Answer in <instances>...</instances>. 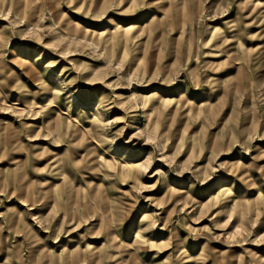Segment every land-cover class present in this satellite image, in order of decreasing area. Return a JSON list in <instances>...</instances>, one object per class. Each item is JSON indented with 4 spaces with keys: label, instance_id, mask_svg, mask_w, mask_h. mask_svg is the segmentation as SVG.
<instances>
[{
    "label": "rangeland",
    "instance_id": "374dc122",
    "mask_svg": "<svg viewBox=\"0 0 264 264\" xmlns=\"http://www.w3.org/2000/svg\"><path fill=\"white\" fill-rule=\"evenodd\" d=\"M0 264H264V0H0Z\"/></svg>",
    "mask_w": 264,
    "mask_h": 264
},
{
    "label": "bare ground",
    "instance_id": "6f19581e",
    "mask_svg": "<svg viewBox=\"0 0 264 264\" xmlns=\"http://www.w3.org/2000/svg\"><path fill=\"white\" fill-rule=\"evenodd\" d=\"M127 164L129 165V163H127ZM130 164H132V163L130 162ZM127 167H131V169L133 170L132 173H133L135 178H137L139 176L137 171H136V167H133V164L131 166H127Z\"/></svg>",
    "mask_w": 264,
    "mask_h": 264
}]
</instances>
